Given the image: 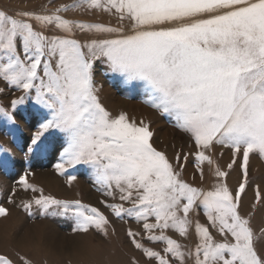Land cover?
Wrapping results in <instances>:
<instances>
[{
    "label": "snow or ice",
    "instance_id": "1",
    "mask_svg": "<svg viewBox=\"0 0 264 264\" xmlns=\"http://www.w3.org/2000/svg\"><path fill=\"white\" fill-rule=\"evenodd\" d=\"M75 11L106 13L115 23L65 15ZM98 72L138 90L185 143L171 145L169 155L144 119L109 111ZM0 85V96L13 93L7 105L0 103V131L15 143L20 121L38 117L25 157L46 156L59 140L56 172L67 174L71 186L77 176L70 169L90 171L104 209L139 226L126 234L146 264H264V227L255 229L253 214L243 212L250 154L264 158V0H72L51 9L0 8ZM217 148L231 152L229 171L215 159ZM5 155L11 158L12 149L0 144V167L7 168ZM190 157L199 184L195 173L186 179ZM238 160L242 179L233 190L227 178ZM205 164L215 177L208 187ZM31 175L17 181L33 194L20 205L29 215L35 206L42 216L73 219L74 232L109 235L105 211L46 195ZM15 195L13 188L9 203ZM260 203L264 192L257 186L252 208ZM8 213L0 206V216ZM193 239L191 246L182 242ZM0 264L17 261L0 254ZM130 264L141 261L133 256Z\"/></svg>",
    "mask_w": 264,
    "mask_h": 264
},
{
    "label": "rangeland",
    "instance_id": "2",
    "mask_svg": "<svg viewBox=\"0 0 264 264\" xmlns=\"http://www.w3.org/2000/svg\"><path fill=\"white\" fill-rule=\"evenodd\" d=\"M71 2L72 0H51V2L50 0H0V8L10 12L32 11L40 10L42 7L51 9L60 3ZM65 15L72 18L115 23L114 17H110L106 13L87 15L82 11H75ZM97 82L103 85L100 97L104 106L114 115L124 111L130 117L136 118L137 121L144 119L148 122L154 132L153 140L156 145L159 148L167 149L169 155L172 154L171 145L175 144L179 147L185 143L186 137L172 127L167 117L161 116L142 102L144 97L138 90L125 87L110 75L105 76L99 72L97 73ZM15 95L18 96L19 93H15ZM11 98H13V93L6 91L5 95L0 96V103L7 105ZM37 120L38 117L33 116L27 122L20 121L21 133L15 143L0 131V144L11 148L13 153L11 158L5 155V158L10 159V165L7 168L0 167V206L9 210L8 215L0 216V254H8L17 261V264H20L17 253L30 259L32 264H130L133 256L140 260L141 264H146L147 258H142V254L132 247L126 234L129 228L136 231L139 230V226L135 221L127 220V218H125L127 222L120 220L104 209L100 201L105 197L96 191V185L93 183L90 171L83 168L80 171L70 169L69 173L77 176V180L71 186L66 182L67 174L61 176L56 172L54 164L59 159L58 149L61 143L59 140L46 156L29 155L25 157L26 144L35 131L34 125ZM187 150L185 148V151ZM221 151H223V156L219 155ZM215 159L223 170L229 171L227 164L232 159L229 150L217 148ZM240 163L241 160H238L237 164L234 165V170L230 171L227 178V183L233 190L238 187V183L242 179ZM204 168L206 175L204 186L208 187L215 181V177L211 176L206 164ZM26 171L33 174L29 177L30 182L43 188L46 195H52L58 199H79L105 211V214L109 215L112 221L109 235L105 237L94 229L88 233L74 232L75 222L73 219L60 216H42L40 210L35 206L32 209V214L29 215L20 205L21 200L30 199L33 194L25 193L17 183L20 175ZM194 173L196 174L195 182L199 184L195 160L194 157H190L186 179L191 181ZM257 186L264 192V158L257 153H252L248 163V187L243 198V212L253 214V227L259 230V228L264 227V203L256 204L255 209L252 208L253 203H255ZM13 188L16 189L17 195L13 196V202L9 203ZM201 222H204L202 216ZM182 242L191 246L194 239L182 240ZM154 247L156 250H161L163 245H155Z\"/></svg>",
    "mask_w": 264,
    "mask_h": 264
},
{
    "label": "bare ground",
    "instance_id": "3",
    "mask_svg": "<svg viewBox=\"0 0 264 264\" xmlns=\"http://www.w3.org/2000/svg\"><path fill=\"white\" fill-rule=\"evenodd\" d=\"M256 162V161H255ZM258 165V164H257ZM258 168H260V167H258ZM261 169V168H260Z\"/></svg>",
    "mask_w": 264,
    "mask_h": 264
}]
</instances>
